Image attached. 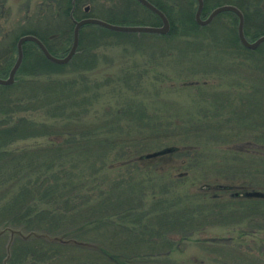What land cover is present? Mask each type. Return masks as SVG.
<instances>
[{"label": "trees", "instance_id": "obj_1", "mask_svg": "<svg viewBox=\"0 0 264 264\" xmlns=\"http://www.w3.org/2000/svg\"><path fill=\"white\" fill-rule=\"evenodd\" d=\"M148 1L167 17L169 30L166 34L117 32L87 24L79 30L74 55L64 64L49 61L34 43H23L22 61L14 81L10 85H0V228L18 229L23 233L35 231L69 241L72 239L65 238L77 237L78 232H94L109 223L113 227L111 234L123 237V241L118 242L122 247L153 241L170 249L173 245V241L168 239L170 235L178 234L186 238L192 230H196L195 224H200L206 218L207 207L205 209L203 204L193 207V197L188 194L176 193L154 201L147 211L140 210L147 192L151 199H155L159 192L185 182L181 181L183 178L171 177L175 166L169 165H166L167 170H159L161 175L151 172L157 180L142 179L148 169L158 166L159 159L164 155L145 157L153 139L171 135L177 130L180 134L186 128L183 126L186 124L184 118L177 122L180 125L163 121L171 118L147 112L142 100L129 96L113 104L115 108L106 106L98 117L100 121H89L88 118L94 102L106 98L103 92L97 91L98 83L89 91L87 77L83 75L97 68L100 59L98 53H103L105 49H114L122 43L136 45L145 38H161L167 43L182 39L190 48L198 45L205 53L202 59L210 62L220 48L226 47V39L230 44L239 45L237 17L232 12H222L211 23L201 26L194 19L195 0ZM262 2L264 0H203L201 17L216 6L234 5L243 14L244 36L252 41L264 34ZM35 12L33 17L21 19L5 31L0 29L1 78L7 76L15 61L16 42L20 36H36L52 55H65L72 42V18L93 17L120 25L161 24L154 13L136 0H44L37 4ZM219 21H222L224 32L213 28ZM65 69L70 70L72 78H60L54 81L55 84L52 79L49 80L51 75H63ZM76 70L81 75V83L73 78ZM118 94L122 96L125 93L119 91ZM42 109L45 118L53 120L51 124H38L30 115L32 111L36 113ZM190 121L188 119L187 123ZM44 133L50 137L45 147L41 144L16 146L45 136ZM90 143L100 148L97 154L87 152ZM168 148L171 151L165 154L178 158L185 168H189L192 161L198 158L193 146L179 148L170 144ZM116 161L124 167L120 173L122 179L105 193L99 190L101 193L97 195L99 186L104 184L102 171L106 169V164ZM134 171H139L137 175L141 179L137 180L136 175L131 176ZM161 180L166 183L160 184ZM146 183L154 186L147 188ZM202 192L200 201H205L209 193L206 190ZM229 198L239 199L233 196ZM207 199L218 202L221 197L215 193ZM91 217L95 219L90 220ZM73 223V227L81 223V228L75 232L66 230ZM96 237L98 234L95 233L94 239ZM45 239H23L15 235L9 245L10 257L4 263L9 238L6 233L0 235V264H82L72 257H65L60 263L56 252L61 257L62 248L70 244ZM100 252L109 256L114 264L146 262L135 254L130 259H121L103 250ZM156 253H149L150 258ZM160 258H165V255L154 257L151 262ZM216 264L227 263L219 260ZM240 264H244L243 259H240Z\"/></svg>", "mask_w": 264, "mask_h": 264}, {"label": "rangeland", "instance_id": "obj_2", "mask_svg": "<svg viewBox=\"0 0 264 264\" xmlns=\"http://www.w3.org/2000/svg\"><path fill=\"white\" fill-rule=\"evenodd\" d=\"M42 1L44 0H0V29L5 31L21 19L33 17L36 15L37 4ZM221 24L222 21H219L213 28L224 32ZM226 43V47L220 48V52L212 56L210 62L202 59L205 53L198 45L190 48L182 39L167 43V40L163 41L161 38H145L136 45L122 43L114 49L98 53L100 59L97 68L83 76L87 77V89L90 88L91 91L92 86L96 87L98 83L97 91L103 92L106 100L94 102L88 114L89 121H100L98 117L106 106L115 108L113 104L126 96L136 98L142 100L147 112L163 114L173 119L171 121L165 118L163 121L177 124L184 118V124L186 123L183 125L186 128L180 134L177 130L171 135L158 137L161 139H153L149 153L168 148L170 144L179 148L189 145L196 149L194 154L200 158L197 160L195 157L193 165L191 163L189 168H185L178 158L164 154L159 159L158 166L148 169L142 179L157 180L154 174L167 170L166 165H169L176 167L170 173L171 177L183 178L181 181L185 182L177 184L178 188L176 185L175 189L169 187L168 190L159 192L155 199H151L152 196L147 192L148 196L142 199L140 210L147 211L154 201L166 199L170 195L188 194L193 197V207L200 204L205 209L207 207L206 218L200 224H195L196 230H192L186 238L178 234L170 235L168 239L173 241L170 249L167 245H157L151 240L150 243H132L134 247H122L118 242L123 241V237L111 234L113 227L109 223L98 227L94 232H78L77 237L65 238H71L72 241L68 239L70 242L65 243L70 245L62 248L61 257L56 252V258L61 259L60 263L65 257H72L82 264H114L109 256L100 252L103 250L121 259H130L135 254L146 261L145 264H216L219 260L227 264H240V259L244 260V264H264V197L231 200L228 190L225 192L206 187L215 183L240 184L245 190L264 191V42L255 49L244 46L241 48L240 42L241 46L230 44L227 39ZM102 55L105 56L104 59ZM69 71L65 69L63 75H51L49 80L52 79L55 84L54 81L60 78L70 79L72 75ZM73 75L80 82L81 75L77 70ZM119 91L125 94L120 96ZM30 115L38 124L53 122L45 118L43 109L36 113L32 111ZM188 119L191 120L189 124ZM44 134L45 136L36 140L18 143L16 146L41 144L45 147L50 137ZM99 150L98 146L90 143L87 152L97 154ZM106 165V169L102 171L104 184L99 186L97 195L101 193L99 190L105 193L122 179L120 173L124 167L118 161ZM138 173L139 171H134L131 176L136 175L139 180L141 176ZM162 181L160 184L166 183ZM146 186L149 188L154 185L146 183ZM204 190L209 195L219 193L221 200H209L207 195L205 201H200V193ZM92 219L95 218L91 217L90 220ZM73 226L74 223L66 230L76 231L81 228V223ZM95 233L98 234L96 239ZM6 235L9 238V233ZM83 245L85 248H81ZM155 252L158 254L150 258L149 253ZM160 255H165V258L151 262Z\"/></svg>", "mask_w": 264, "mask_h": 264}, {"label": "water", "instance_id": "obj_3", "mask_svg": "<svg viewBox=\"0 0 264 264\" xmlns=\"http://www.w3.org/2000/svg\"><path fill=\"white\" fill-rule=\"evenodd\" d=\"M141 5H143L145 8H147L149 11L154 13L161 21V25L159 26H149V25H120V24H112L108 23L104 20H101L99 18H93V17H87L82 18L79 20H75L72 18V21L74 23L73 26V32H72V43L70 45V48L68 52L62 56L58 57L55 55H52L47 48L44 46V44L36 37L30 34L20 36L16 42V58L11 66L7 76L5 78L0 77V85H10L14 81V76L21 64L22 61V45L24 42H32L34 43L41 53L51 62L57 63V64H64L68 62L73 54L76 51L77 45H78V34L79 29L87 24L97 25L103 28H106L108 30L117 31V32H125V33H150V34H166L169 30V22L165 14L159 10L157 7H155L152 3H150L148 0H136ZM196 1V8L194 12V18L197 24L199 25H207L211 22V20L219 13L222 12H232L237 16V36L239 39V42L247 49H255L259 44L264 42V35H261L257 37L253 41H249L246 39L243 33V14L242 12L234 5L231 4H222L219 6L214 7L205 18H201V11L203 7V0H195ZM262 10L264 12V3L262 4ZM72 17V16H71ZM171 148H165L160 151L151 152L145 155V157H155L157 155L170 152ZM245 196L248 197H263L264 193L260 191H250L246 192ZM9 233V241L6 246L7 255L4 259V263L6 259L8 258V252H9V245L11 243L12 238L17 235L23 239H27L30 237H42L46 238L50 241L56 240V241H63V242H70L67 240H63L61 237H52L44 233H39L35 231H31L28 233H23L18 229H12V228H0V235ZM72 241V240H71ZM74 243L81 244L80 242L74 241Z\"/></svg>", "mask_w": 264, "mask_h": 264}, {"label": "flooded vegetation", "instance_id": "obj_4", "mask_svg": "<svg viewBox=\"0 0 264 264\" xmlns=\"http://www.w3.org/2000/svg\"><path fill=\"white\" fill-rule=\"evenodd\" d=\"M209 187L211 189H217V190H221V191H225V192H227V190H228L230 196L237 197V198L243 197L245 195L246 191H248V190H245V188H243L242 186L240 187V184L234 185V184L215 183ZM233 189H235V190L232 191Z\"/></svg>", "mask_w": 264, "mask_h": 264}]
</instances>
